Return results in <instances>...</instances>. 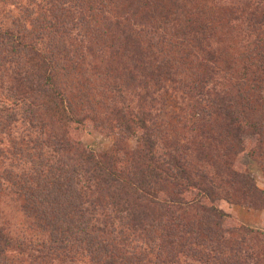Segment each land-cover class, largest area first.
Segmentation results:
<instances>
[{
  "label": "trees",
  "instance_id": "16d2710c",
  "mask_svg": "<svg viewBox=\"0 0 264 264\" xmlns=\"http://www.w3.org/2000/svg\"><path fill=\"white\" fill-rule=\"evenodd\" d=\"M7 2L0 264H264V0Z\"/></svg>",
  "mask_w": 264,
  "mask_h": 264
},
{
  "label": "rangeland",
  "instance_id": "374dc122",
  "mask_svg": "<svg viewBox=\"0 0 264 264\" xmlns=\"http://www.w3.org/2000/svg\"><path fill=\"white\" fill-rule=\"evenodd\" d=\"M15 7L16 6H13L10 2H7V0H0V21L10 24L12 20L9 19V11L10 9L16 10ZM16 12L18 11L16 10ZM172 104L175 108H181L179 101L178 104ZM80 136L82 142L89 149L98 153L107 150L112 144V138L95 131L93 128L86 130ZM261 162L264 164V159L258 160L249 157L245 159L244 163L249 167V171L255 179L258 187L264 190V170L261 167ZM221 209L230 214L238 223L253 229L264 231V211L250 210L247 207L241 206H231L226 202L221 203ZM0 219L6 222L11 221L13 228L14 225H18L19 223V215L17 214L16 209L9 203L0 204ZM2 221L0 222L2 223Z\"/></svg>",
  "mask_w": 264,
  "mask_h": 264
}]
</instances>
